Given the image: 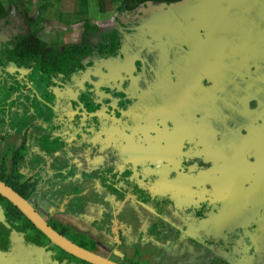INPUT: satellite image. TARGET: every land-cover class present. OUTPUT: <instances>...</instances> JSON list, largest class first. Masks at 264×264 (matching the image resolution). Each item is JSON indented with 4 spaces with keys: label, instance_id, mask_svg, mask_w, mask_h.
<instances>
[{
    "label": "rangeland",
    "instance_id": "374dc122",
    "mask_svg": "<svg viewBox=\"0 0 264 264\" xmlns=\"http://www.w3.org/2000/svg\"><path fill=\"white\" fill-rule=\"evenodd\" d=\"M263 1L264 0H245V2L241 0H173V5H179V3H181V7L178 9H171L172 11H161L160 7L163 6L164 3L154 2L144 4L141 8V12L135 15L137 17L134 22L132 18H130V22L133 23L129 25L128 33H133L134 36L132 40H123L124 45L127 46L130 42H134V40L139 38V34L141 35L140 39H144V36L148 34L146 31L142 32V26L147 24V30L150 33V43H152L151 47L158 50L159 63L161 62L159 70L165 69L166 71V75H160L158 77L163 81H168L170 77L167 69L173 72L172 67L177 71L173 73L175 79L177 73L180 72V74H178L177 80L174 79L176 83L171 87L168 93L163 91L166 90L165 85L162 86V88L153 85L151 92L146 94L148 98L146 100V106L142 111L141 108L138 109V104L140 105L138 101L139 94L123 93V89L118 86V83L111 82L109 84H104L101 82V78H99L97 82L91 80L88 72L93 68L86 67L84 71L75 72L68 76L61 74L56 78H49L48 80L51 81L52 85L48 87V92L53 95L54 100L57 102L55 105L58 108L57 113L60 114L58 123H60L59 126L61 129L56 135L66 140L69 139L70 148L74 154L71 165H73L74 168L77 165L79 171L81 168L87 171L84 172L83 179L90 177L87 182L90 183L91 186L83 185L85 187L84 189L80 188L81 191L79 194H71L72 190L69 189L70 191L65 194V197L62 196L55 199L56 202L53 207H50V203L47 206L45 200L37 195L32 201H29L32 208L38 212L53 229H56L61 235L71 239L78 245L85 248H97L101 246L100 243L106 240L108 245L114 248L116 254H122L119 252L120 250H118H122V248L125 256H127L128 253H134L132 257H125V261L114 257L113 253H108L106 255L108 258L116 260V262L119 263L156 264L161 260L157 257L154 258L155 254H157V245L159 243L149 242L151 239L150 230L153 225V223L150 224V221L156 218L165 221L164 225L161 226L162 233L160 242L163 241V244L158 254L171 256L175 254L177 249H184L179 245L181 240L193 237L194 240L192 243L186 246L192 262L189 261V258L184 261L183 259L185 258L182 257L179 258L180 264H264V255L262 253L257 254L259 250L262 249L261 245L263 242L258 241L256 247L251 250L252 252L247 253L250 244L247 245L246 248L244 246L240 247L238 246L239 242H234V239L230 238L231 236L228 231L225 232L223 230L222 219L214 212L217 208H210L206 213H201L199 216H197V213H194L195 215L192 212L191 214L189 213L190 215L186 213L183 224L171 225V223H173L170 221L171 216L175 213L176 208L170 206V194L167 192L172 193L173 196H177L175 189L171 188V182H173L171 175L178 169L179 164H186V158H184V155H180V153H186V151L189 150V141L185 143L186 147L178 152L177 155V153L174 152L176 148L175 142L181 139L171 136L173 137L171 138V150L174 153V157L170 158V154L160 156V152L156 149L159 145L154 148V143H149L151 137L157 136L154 134V126L152 127V124L147 125L146 121H150V119L143 116V112H145L146 115H148V112H161L163 115H166L164 107H167L171 113V118L169 120L171 125L174 127L178 125L181 129H186L185 134L190 135L191 132L189 128H187V118L184 116L187 117V113L190 112V106L196 105L193 104L195 100L198 101V106H221V103H218L220 99L218 94H212L213 96H211V94L198 95L199 97H195V90L191 86H188L186 81H189L191 85L192 82L205 86L208 84L207 89L214 88V90L218 92V88H221L223 85L222 81L226 77L225 80L232 90H240L241 88L238 84L234 83H240V79L235 80L228 73L224 77L222 76V78L218 79V76H220L217 74L219 70L218 66L221 65L225 59V62H227L226 69H233V60H235L237 64L239 57L234 50V44L241 41L251 46L249 49L245 48L246 45L241 48L240 54L242 60L244 62L255 60L257 62L256 69L260 70L262 68L264 65V27L261 26V22H264V18L262 17V7L259 4ZM223 3H227L226 7H222ZM177 11L179 13L177 15L180 18H176L173 13ZM166 12H168V14ZM244 12H247L248 15L244 16L246 14H242ZM172 17H175V20L171 23L170 20ZM243 17L247 21L258 24V30L262 36L252 33L245 26H240L239 21H241ZM17 19L22 23L26 21L22 16H19ZM121 19L122 16L118 15L116 26H114V23H111V28L117 29ZM127 20L128 18L124 20V22H127ZM111 22L113 21L111 20ZM135 22H140V25L135 26ZM126 25L127 23H125V26ZM174 27L178 29H174ZM182 28H187L188 30L182 31ZM179 29H181V34L173 33L178 32ZM64 31L65 30H62L60 33ZM108 32L112 31H105V33ZM218 32L223 34L224 37L222 39L217 35ZM60 33L54 35V38L47 35V43L55 41L59 49ZM13 39L0 40V49L12 43ZM192 41L195 45L192 44ZM48 45L50 46V44ZM187 47L192 49H188ZM47 48L50 49L51 47ZM203 48L204 50L202 53L198 51ZM184 49L188 51L187 55L184 54ZM155 51L156 50L148 52L154 53ZM122 53V49L116 52L117 55H121ZM210 58L215 59V61L211 59L214 63L209 61ZM127 59L128 56L125 57V60ZM168 59H170L171 63H173L172 61H174V59H182V62L172 65L167 63ZM218 61L222 62L217 65ZM85 62L84 60L83 64ZM251 66L254 69V64L249 67ZM249 67L246 65L245 70L248 71ZM203 69L204 72H202ZM7 70L11 74L17 71L20 75H24L27 72L25 69L20 72L15 69L13 65H8ZM138 70L139 72H144L143 68H138ZM232 72L233 70L231 73ZM201 73L202 75L204 73V75L202 76ZM261 74H263V72H261ZM20 77L21 76L17 75L15 79L19 80ZM261 79H263V81L252 79L251 82L242 83H246L248 86L260 85L264 90V78L261 76ZM38 80L40 79L38 78ZM137 80H141L143 83L144 77L140 76ZM135 82L133 86H135ZM204 82L208 83L205 84ZM242 85L246 86L244 84ZM261 87L259 88L261 89ZM204 91L207 93V90ZM87 101L97 105V109L93 112L88 111L85 105ZM224 101L229 103L227 94H224ZM58 103H60V106ZM128 104H130V108L127 110ZM236 105L240 106L241 101L237 102ZM226 109L228 108L225 107L224 110ZM129 117L130 120L128 119ZM226 117L228 122L229 117H232V115L227 114ZM161 121L162 119L159 118L157 124L161 123ZM198 123H201V121H197L193 126L190 125V128L200 130L201 128ZM130 137H133L134 142L129 140ZM17 141V136L13 135L0 143V165L3 166L2 177L8 173L10 168V158L7 153L9 150L13 149ZM181 142L184 141L181 140ZM259 152L264 153V147H259ZM140 154H151V156L146 157L144 162H140L138 160L141 156ZM79 156L81 158H79ZM181 159H183L182 162H180ZM212 164L215 165L214 171L224 170L233 173L231 169L237 170V166L235 165H221L222 160L219 161L218 158L212 159L210 165ZM222 167L224 169H222ZM126 172L130 173L129 180L134 184H139L143 187L144 181L149 178L154 186H157L154 193L156 197H152L151 194L144 196L149 200L151 206L150 203H144L140 199H136L139 203L146 204H139L144 208H141V210L138 209L139 215L141 216L140 218L147 219L146 222L141 221L144 222V225L142 224V226L139 227L134 223H130V225L126 226L113 225L116 218H124L125 223H127V219L132 218L130 212L131 204H126V202L134 199L131 195L127 197L128 195H126L125 192L119 198H117L116 195L117 200L113 204H116L118 200H122L123 204L119 207L129 206L128 209L121 210L119 208L120 210L116 211L109 208L108 201L110 197L104 192L107 185L108 188H119L122 182H118V178ZM112 176L115 177L112 178ZM225 176L226 175H224V177ZM212 178L218 179L217 176L212 177L211 174L210 179H205L204 185H207L208 182L210 184ZM112 180L114 181L112 182ZM222 180L223 178L220 181ZM99 181H101V183H98ZM186 181L187 177L184 175V178L181 180L183 186L186 184ZM191 185L193 188L196 186L194 183H191ZM224 192L226 191L219 192V195L211 193L210 196H205V198L199 199L198 202L217 201V203H222L223 200L231 201L234 200L232 198L236 197L234 192L226 194H224ZM157 193L159 194L157 195ZM191 194L193 193L191 192ZM247 194L249 195L248 192ZM227 195H229L230 198H228ZM257 196L258 193L251 194L250 199L254 200ZM236 198H239V195ZM160 202L162 205L158 206ZM185 207L186 205L184 208ZM201 216H203V219H200ZM0 223L5 225L1 220ZM108 224L109 226L106 227ZM136 230L141 240L146 243L138 242L136 245L132 244L135 240ZM174 230L175 234L178 233L179 235L176 238L172 236ZM31 234L34 233L31 232ZM116 237L120 239V242L114 245ZM20 238L21 234L14 230L11 231L10 240L15 246L10 252L7 251V254L0 252V260L2 259V262L6 261L8 264H37L35 260H38L36 258L39 253L38 250L36 254H31L32 249H29L27 246H22L21 244L19 245V249L15 250L16 246H18L16 244H18V241H21ZM45 243L47 242L45 241ZM181 243L182 242H180V244ZM229 243H232V246H230ZM202 244H204V249L199 247L202 246ZM26 245L30 246L31 244L26 243ZM127 245L131 246L127 247ZM103 246L107 251V244L104 243ZM223 247H227L228 250H224ZM255 250L257 251L254 252ZM254 258H257V263H254ZM50 259H52V262L48 264H81L78 260L66 255L57 248L46 249L42 252V261L46 262ZM6 262L5 264H7ZM160 263L161 261L159 264ZM167 264L173 263L170 261Z\"/></svg>",
    "mask_w": 264,
    "mask_h": 264
},
{
    "label": "crops",
    "instance_id": "0c3cea01",
    "mask_svg": "<svg viewBox=\"0 0 264 264\" xmlns=\"http://www.w3.org/2000/svg\"><path fill=\"white\" fill-rule=\"evenodd\" d=\"M0 1L4 3L3 6L4 13L3 15L0 16V40H5V39L12 40L17 36L26 35L28 32H30L32 25H34L33 24L34 19L37 18V22L38 25H40V28L36 30V35L40 41L46 44V47H53L56 48L57 50H62L68 47H80V49H82L85 52V57L82 59V62L84 60L86 61L83 64L84 68L86 67L93 68L91 71L88 72L90 79L97 82L99 78H101V82H103L104 84H109L111 82L118 83V86L121 89H123V93L128 92L130 94H139L138 101L140 102V105L138 104V109L141 108V111L146 106V100L148 98L146 94H149L151 92L153 85L160 86L161 88L162 86L165 85L166 90L163 91L168 93V91L171 90V87L175 85L176 83L175 80H177L178 74H180V72L177 73L175 79V75L173 73H176L177 71L171 66L173 72H170L167 69V72L170 77L168 81L165 80L163 81L158 77L160 75L161 76L166 75V71L165 69L159 70L161 62L159 63L160 59L158 56V50L156 48L151 47L152 43H150L149 38H144L141 40L140 39L141 35L139 34V38L134 40V42H130L127 46L124 45L123 40L126 39L132 40L134 36L133 33L131 34L128 33L129 24L125 26V23H122V21H120L121 25H118L117 29L111 28V23H114V26H116L117 18H113V16L115 14H118V9L123 4V0H0ZM223 4H227V3H223ZM138 7L131 11L128 10L124 11L122 15L124 16L125 20L128 18V21H130V18H132V21L134 22V20L137 17L135 15L141 12L142 7L140 8ZM222 7L224 6L222 5ZM173 13L175 14L176 18H180L177 15L179 14L178 11L176 13L175 12ZM245 13L247 12H244L242 14ZM19 16H22L26 21L22 23L20 20L17 19L19 18ZM175 17H172V19L170 20L171 23L175 20ZM111 20L113 22H111ZM135 23L136 25H140V22H135ZM239 25L240 26L243 25L241 21H239ZM142 27H143L142 28V32H143V30H147L148 25L144 24V26ZM174 29H178V28L174 27ZM62 30L65 31L60 33ZM186 30L188 29L182 28V31H186ZM105 31H112V32L105 33ZM58 33H60L59 49L55 41H51L47 43V38H46L48 37L47 35L53 37ZM110 33L115 34V36L105 38V36ZM173 33L181 34V29H179L178 32H173ZM217 35L220 36L219 37L220 39L224 37L223 34H221V32H218ZM48 44H50V46ZM138 44H139V48H138ZM192 44H194L193 41ZM187 48L192 49L189 47ZM121 49L123 50V53L121 55H117L116 52L120 51ZM154 50H156L154 53L148 52ZM203 50L204 48L198 51L202 53ZM183 52L185 55H187L188 53V51H186L185 49ZM175 55H176V51H175ZM126 56H128L127 60H125ZM211 59L215 61V59L213 58H210L209 61L213 62ZM172 62L173 63H171L170 59L167 60L168 64L175 65L177 63L182 62V59L181 60L174 59V61ZM221 62L218 61L217 65H219ZM222 64H223L222 66H227V62L225 63L223 62ZM233 66L235 68L238 67V64L235 63V60H233ZM138 68H143L144 72H139ZM18 71L21 72L22 70L18 69ZM202 72H204V69L202 70ZM140 76L144 77L145 81L143 80V83L141 82V80H137ZM134 82H135V86H133ZM186 84L188 86H191L195 90L194 92L195 97H199L200 95L203 94L205 87L204 85H199L192 82L193 85L192 86L189 81H186ZM53 101L57 103L54 100V97H53ZM245 101L251 103V99L245 98L244 102ZM87 102L91 105L88 111L93 112L94 110L97 109V105L89 101ZM197 102L198 101L195 100L193 104L196 105L190 106L189 111L191 113L190 112L187 113V117L184 116L185 118H187L188 128L191 132L193 139H200L195 136L197 135L196 134L197 129L190 128V125L193 126L195 124V122L191 121V119L195 120V117L199 115L198 107L200 106L197 105ZM58 104L60 106V103ZM129 108H130V104H128L127 110ZM164 112L166 115H163V113L161 112H156V113L148 112V115H146V113L143 112V116L150 119V121H146V124L147 125L152 124V127L154 126L153 129L155 130L154 134L157 135L155 137L154 136L151 137V139H149V143L150 144L154 143V148L159 145L158 148L156 149L158 150V152H160V156H165L167 154H170L171 155L170 158L174 157V153L171 150V138H173L174 136L184 141L181 142L180 140L175 142L176 148L174 149V152L177 153V155L178 152H180L186 147L185 143L189 141V145H188L189 150L186 151V153L184 152L180 153V155H184V158H186L185 163H187L188 165L179 164L178 169L174 171V174L171 175L172 177L171 179L173 181L171 182L172 184L171 188L175 189V192H177V196H173L172 193L167 192L168 194H170L169 196L170 206L176 208L175 213L171 216L170 221L173 222L171 223V225L183 224L184 218H186L185 216L186 213H188V215H190L191 212L193 214L197 213V216H199L201 213H206L207 210H210V208H217V210H215L214 212L218 215L220 219H222L223 230L225 232L228 231L229 235L231 236L230 238L234 239V242H240L238 246L240 247L244 246L245 248L247 247V245L250 244V241L254 242L253 239L256 238L259 239L258 241H260V239L262 238L261 239L263 240L261 241L263 242L261 245L262 249L259 250L257 254L262 253L264 255V191L258 193L255 190L251 189L250 187H242L240 183L241 179L239 178L238 174H233L224 170L214 171V167L216 164L213 162L215 165L214 164L210 165L212 159L218 158L219 161H221L220 156L218 155L220 151L218 146L217 135L216 134L211 135L210 139L206 141L201 139L199 143H195L193 140H190L191 138H187V135L185 134L186 129H180L181 127H179L178 125H176L175 127L171 125L169 121L171 118V113L169 108L164 107ZM159 118H161L162 121L161 123L157 124ZM128 119L130 120V117ZM129 140L131 142H134L133 137H130ZM66 142L70 147L69 139L66 140ZM68 154L67 156L61 157L59 156L61 154H59V150L57 149L55 152H53V154L48 155L46 158H44V160L41 161L43 162V165H41V168L43 169H41L39 172L43 173L44 179L45 180L47 179L46 181L48 182L49 186L51 185V189L53 192L58 191L59 186L57 184L61 183L62 181L57 182V179H59L61 175H63L65 179H67V182L71 184L69 187L75 186V183H78L80 185L78 190L74 189L71 191V194H75V193L79 194L81 191L80 188L84 189V187L87 185L91 186L90 183L87 182L88 178L90 177H86L83 179V176L85 174L84 172L87 171H85V169L83 168H81V170L79 171L77 165L74 168V166L71 165L74 154L73 152L71 153L68 152ZM140 155L141 156L138 158L140 162H144L146 157L151 156V154L149 155L140 154ZM79 158L81 157L79 156ZM182 160L183 159H181L180 162H182ZM222 169L224 168L222 167ZM211 174L212 177H215L218 174L226 175L224 179L227 178L228 184L226 185L225 188L226 192H224V194L229 192H234L236 194V197L239 195L238 200L236 197H234L232 198L234 200L231 201L223 200V203L220 202L217 203V201L198 202L199 199L201 200L205 198V196H210L211 193H215L219 195V193H216L215 191L214 192L209 191L207 185H204L205 179H210ZM129 175L130 173L126 172L122 176L128 177L124 179V184L127 185L129 188H131L133 193H136L133 187V185H135L137 189H141L142 191L144 190L147 196L151 194L152 197L153 196L156 197L155 196L156 194L154 195V193H155V188H157V186L156 185L154 186V184L151 182L149 178L144 181L143 187H141L139 184L137 185L134 184L132 181H130ZM184 175L187 177V181L186 184L183 186L181 180L184 178ZM114 177L115 176H112V178ZM125 180L130 181L132 185L130 183H126ZM113 181L114 180H112V182ZM98 183H101V181H99ZM191 183L196 184L195 188H193ZM104 192L106 193L107 196L110 197L108 201L109 204L108 206L110 209L116 211L120 209L121 210L128 209L129 206L119 207L121 204H123L122 200H118L116 204H113L116 202L117 198H119L118 197L119 193L117 192L116 187L108 188L107 185ZM191 192L193 194H191ZM247 192L249 193V195L247 194ZM159 193H157V195ZM255 193H258L259 197L258 196L255 197L254 200L250 199L251 194H255ZM127 197H129V195ZM227 197L230 198L229 195H227ZM53 199H54L53 197L45 199L47 206L50 203V207H53L52 204ZM136 199H140V198L134 196V200H129L128 202H126V204L127 203L131 204L130 212L132 218L127 219V223L124 222V218L122 217L119 219L116 218L113 225L126 226V225H130V223L136 224L137 227L142 226V224L144 225V222H146L147 219L145 220L143 218H140L141 216L139 215L138 209L139 210H141V208L144 209L139 204L141 205H146V204H143L141 202L139 203V201H136ZM160 205H162L161 202L158 206ZM185 205L186 207L184 208ZM200 219H203V216H201ZM164 222H165L164 220L156 219V218H154L153 221L152 220L150 221V224L153 223V228H151L150 230L151 232L150 235H152L153 238H151L150 236L151 239L149 242L150 243L154 242L156 244L159 243L157 245V249H158L157 254H155L154 258L157 257L161 259L160 264H167L170 261H172L173 264H180L181 262L179 261V258L182 257L185 258L183 259L184 261L187 258H189V261L192 262L190 260V255L188 254V250L186 249L187 248L186 246L192 243V241L194 240L193 237H188L181 240L180 242L182 243L180 244L179 242V245H181L184 249H177L175 251V254H172L171 256L158 254V251L159 249H161L160 247L163 244V241L160 242L161 233H162V229H160V226L163 225ZM108 226L109 224L106 225V227ZM173 233L175 234V230ZM19 234H21V238H20L21 241H18V244H16L18 246H16L15 250L19 249L20 247L19 245L21 244L22 246H27L29 249H32L31 254H36V251L37 250L39 251L38 255L36 256L38 260H35L37 264H48L49 262L50 263L52 262V259L47 260L46 262L41 260L42 252L46 250L47 246L43 245L42 243L41 244L33 243L34 241L39 240L37 236H33L32 234L31 238H37V239L31 240L30 238L29 241H26L23 238L24 236L23 233H19ZM176 234L178 237L179 236L178 233ZM7 238H8V248L6 251H3V253L5 254L8 253L7 251L10 252L15 246V244H13V242L10 240L9 235L7 236ZM105 241L106 240H104L103 243H100L101 244L100 247L97 248L90 247L88 250L95 252L104 257H107L106 255L108 253H113L114 257L122 261L126 260L125 257L134 256V253L132 254L128 253L127 256H125L123 253V248L122 250L118 249L120 250L119 252H121L122 254H118V253L116 254L114 248L110 247L108 245V242ZM119 242L120 239L116 237V241H114V245ZM138 242L143 243L144 241L141 240L138 231L136 230L135 240L132 242V244L136 245ZM26 243H29L31 245L28 246L26 245ZM104 243L107 244L108 246L107 251L103 248ZM229 244L230 246H232V243ZM130 246L131 245H127V247ZM199 247L204 249V244H202V246ZM223 249L228 250L227 247H223ZM113 261L116 262V260ZM5 262H2V259L0 260V264H5ZM159 262L156 264H159ZM6 263L8 264V262ZM120 264H124V263L120 262ZM132 264H138V263H132Z\"/></svg>",
    "mask_w": 264,
    "mask_h": 264
},
{
    "label": "trees",
    "instance_id": "16d2710c",
    "mask_svg": "<svg viewBox=\"0 0 264 264\" xmlns=\"http://www.w3.org/2000/svg\"><path fill=\"white\" fill-rule=\"evenodd\" d=\"M172 1L123 0L118 12L120 14L126 10L131 11L138 6L154 2L170 5L173 3ZM222 5L226 6V4ZM3 6L4 3L0 1V16L4 13ZM261 7L263 10L262 17L264 18V4ZM246 15L248 13L244 16ZM241 22L242 26L247 27L252 33L262 36L258 30V24L247 21L244 17ZM33 24L30 32L26 35L15 37L12 43L0 49V143L13 135L18 138L13 149L7 153L10 158V168L4 177H2L3 166L0 165V180L25 200L32 201L37 195L44 200L53 197L52 204L55 206V199L62 196L65 197V194L69 192L68 189L78 190L80 185L75 183V186L69 187L71 184L61 175L57 179V182L62 181L57 184L59 189L57 188L58 191L53 192L51 185L49 186L46 181L47 179H44L43 173L39 172L43 169L41 168V165H43L41 161L48 155L53 154L57 149L61 157L67 156L68 152H72L66 139L56 135L61 129L60 123H58L60 114L57 113L58 108L53 101V95L48 92V87L52 85L48 79L56 78L61 74L68 76L78 71H84L82 59L85 57V52L80 47H68L62 50H57L53 47L48 49L46 44L37 38L36 30L40 28L37 18L34 19ZM261 26L264 27V22H261ZM113 36L115 34L110 33L105 38ZM8 65H13L17 70L25 69L27 72L24 75H20L17 71L11 74L7 70ZM261 69L264 71V65ZM17 75L21 76L19 80L15 79ZM259 87L261 86H248L246 84L242 88V92L240 91L242 114L237 112L236 116L238 118L250 113L249 109H247L249 103L244 102L245 98L251 99L254 103H259V105L261 104L263 89ZM204 90H207V93L204 91L202 95L216 92L212 88L207 89V87H204ZM221 100L223 105L227 106L223 94ZM85 105L87 109L91 106L88 102ZM198 116L201 117V114ZM191 121H194V119H191ZM125 182L129 183L128 180H125ZM133 187L136 194L139 193L141 201L149 203V200L144 197L147 196L145 191L143 190L142 193L135 185ZM0 220L5 224L2 225L0 223L1 252L7 250V236L9 235L10 238V233L13 230L23 233V238L26 241H29L32 237L31 232L34 233L33 236H37L39 240L33 243H42L47 246V250L51 248L59 249L51 245L50 241L40 231L35 229L15 207L1 197ZM150 236L153 238L152 235ZM37 238H31V240ZM59 250L62 251L61 249ZM78 261L81 262L80 260Z\"/></svg>",
    "mask_w": 264,
    "mask_h": 264
},
{
    "label": "flooded vegetation",
    "instance_id": "af4514ba",
    "mask_svg": "<svg viewBox=\"0 0 264 264\" xmlns=\"http://www.w3.org/2000/svg\"><path fill=\"white\" fill-rule=\"evenodd\" d=\"M123 12L120 13V15L122 16V23H127L131 25L132 22L128 20L127 22H124L125 18L122 15ZM118 14H115L114 16ZM135 26H139V25L135 24ZM143 31H146L148 34L145 35L144 38H149L150 37L149 31L148 30H143ZM245 45L246 43L241 41L240 42L238 41L234 44V50L239 56L237 62V64L239 63V65L237 68L233 66L232 73H231L232 70H227L225 68L226 66H222L223 64L219 65L218 66L219 70L217 74H219L220 76L217 75L218 79L222 78V76L224 77L228 73L231 75V77H233V79L235 80L240 79V83L249 82V81L251 82L252 79L253 80L258 79L263 81V79H261V76L264 78V71L262 69L260 70L256 69L257 62L255 60H249L248 62H244L242 60L240 51L241 48L244 47ZM245 48L249 49L251 48V46L247 44ZM224 63H225V59H224ZM252 64H254V69L252 66L249 67ZM246 65L249 67L248 71L245 70ZM261 72H263V74H261ZM225 79L222 81L223 85L221 86V88H218V92L209 93L211 94V96H213L212 94H218V96L220 97L218 103H221V106L198 107L199 115L201 114V117L199 116L195 117L194 122L196 124L197 121H201V123H198L201 129L196 130L197 135H195L197 138L200 139H193L191 133L190 135H187V138H191L195 143H199L201 139L206 141L210 139L211 135L216 134L218 138V146L220 151L218 155L222 160V165L237 166V170L235 169H231V170L234 174L239 175V178L241 179L240 180L241 186L250 187L251 189L260 193L264 191V153L259 152V147H264V90L262 91L261 94L262 97L261 104L259 105V103H254L251 100V103H249V106H247L248 107L247 109H249L250 113L248 115H242L240 118H238V116H236L237 112L239 114H242L241 111L242 108L240 106H237L236 104L237 102L240 101V91L242 92V88L244 87L242 84L246 85V83L240 84L238 82L232 81L235 84H238V86L241 88L240 90H234V89L232 90ZM207 83L208 82H205V84ZM207 86L208 84L205 87ZM222 94L228 95L229 98V103H227L228 106L223 105V102L221 100ZM225 107H227L228 109L224 110ZM227 114L232 115V117H229L228 122L226 117ZM120 176L121 177L118 178V182H122V184L119 188L116 187V190L119 193L118 197H120L124 192L126 195H131L133 199L134 196L139 197L138 195L139 193L138 194L133 193L132 189L124 184V179L128 177H124L122 175ZM217 177L219 180L212 178V180H210V184L209 182L207 183L208 190L212 192L215 191L216 193L223 192L225 191L227 185V178L224 179V175H219V174L217 175ZM222 178L223 180L220 181ZM129 183L131 184L130 181ZM27 202L30 204L28 200ZM172 236L175 238L177 237V234L172 233ZM261 239L260 241H263ZM253 240L254 242L250 241V245L248 247L247 253L252 252L251 250H253L256 247V244H258L259 239L255 238ZM256 251L257 250H255L254 252ZM257 262H258L257 258H254V263ZM80 263L87 264L82 261Z\"/></svg>",
    "mask_w": 264,
    "mask_h": 264
},
{
    "label": "water",
    "instance_id": "95a60500",
    "mask_svg": "<svg viewBox=\"0 0 264 264\" xmlns=\"http://www.w3.org/2000/svg\"><path fill=\"white\" fill-rule=\"evenodd\" d=\"M241 1L245 2V0ZM263 3L264 1L259 5H263ZM179 7H181V3H179V5L163 4L160 9L161 11H172L171 9H178ZM166 13L168 14V12ZM0 197L15 207L17 211L35 227V229L40 231L50 241L51 245L58 247L68 256H71L87 264H120L107 257L92 252L61 235L59 232L53 229L38 212L32 208L27 200L21 197L1 180Z\"/></svg>",
    "mask_w": 264,
    "mask_h": 264
},
{
    "label": "clouds",
    "instance_id": "9594fccd",
    "mask_svg": "<svg viewBox=\"0 0 264 264\" xmlns=\"http://www.w3.org/2000/svg\"><path fill=\"white\" fill-rule=\"evenodd\" d=\"M143 6V5H142ZM141 6H139L138 8H140ZM118 17V15H116V16H114L113 18H117ZM121 21H122V19H121ZM118 25H121L120 24V22H119V24Z\"/></svg>",
    "mask_w": 264,
    "mask_h": 264
}]
</instances>
